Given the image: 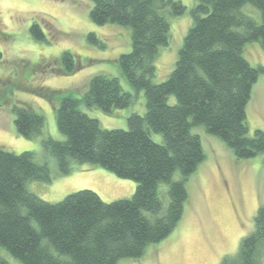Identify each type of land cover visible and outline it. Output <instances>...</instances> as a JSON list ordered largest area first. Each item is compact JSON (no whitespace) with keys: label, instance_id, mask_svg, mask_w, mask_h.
<instances>
[{"label":"trees","instance_id":"obj_1","mask_svg":"<svg viewBox=\"0 0 264 264\" xmlns=\"http://www.w3.org/2000/svg\"><path fill=\"white\" fill-rule=\"evenodd\" d=\"M91 1L94 24L131 29V51L120 55L118 63L128 83L144 93L146 111L132 113L126 130L102 129L79 109L80 103L109 113L128 107L131 96L118 79L94 76L82 99L59 97L55 118L65 140L47 138L42 147L62 175L71 173L72 162L91 163L132 180L136 189L130 198L113 202L90 190L46 202L26 183L49 181L48 165L32 152L0 149V249L22 264H117L138 259L148 246L163 241L182 218L184 183L204 159L200 139L191 132L195 125L219 138L237 159L264 155V133H249L245 112L264 67H252L242 56L248 42H258L264 50V0H194L192 25L175 67L157 84L151 81L155 58L169 39L164 13L180 16L185 7L173 0ZM246 6L258 10L259 21L242 11ZM30 32L44 39L38 25ZM88 40L97 43L94 34ZM60 63L68 73L75 69L70 52L61 55ZM13 111L19 135L31 139L41 133V115L26 107L14 106ZM151 133L160 134L162 143L153 141ZM176 173L179 179L174 180ZM161 184L167 188L165 204L159 197ZM263 250L264 204L256 211L252 231L220 264H263ZM0 264H8L1 255Z\"/></svg>","mask_w":264,"mask_h":264},{"label":"rangeland","instance_id":"obj_2","mask_svg":"<svg viewBox=\"0 0 264 264\" xmlns=\"http://www.w3.org/2000/svg\"><path fill=\"white\" fill-rule=\"evenodd\" d=\"M185 7L180 16H164L169 23V39L158 49L153 83L163 82L175 67L183 38L192 25L194 0H173ZM91 0H0V149L21 154L32 152L39 163L50 169V180H30L28 191L40 199L56 203L80 190L95 192L104 202L130 198L136 183L118 178L91 163L72 162V171L59 173L53 156L43 150L42 140L64 141L57 128L55 111L59 97L82 99L92 77L116 78L131 103L106 113L80 103L79 109L96 119L102 129L126 130L132 113L143 115L146 100L123 75L118 58L131 51V29L116 24H94L89 17ZM244 13L259 21L258 10L246 6ZM38 25L44 39L30 32ZM94 34L97 43L88 40ZM64 52L74 57L75 69L66 72L60 63ZM250 66L264 67V50L258 42H248L242 51ZM60 92V93H54ZM52 99V100H51ZM174 97L168 98L173 104ZM14 106L26 107L43 118L41 133L25 138L16 132ZM249 133H264V73L258 74L246 105ZM200 139L204 159L185 181L187 199L183 215L175 229L160 243L148 246L138 259H122L117 264H220L226 255H234L242 237L253 229V218L264 204V155L237 159L219 138L206 133L201 125L191 129ZM162 143L160 134L151 133ZM174 180L179 179L176 173ZM166 185L158 192L167 203ZM0 255L8 264H22L5 250ZM264 264V250L262 255Z\"/></svg>","mask_w":264,"mask_h":264}]
</instances>
